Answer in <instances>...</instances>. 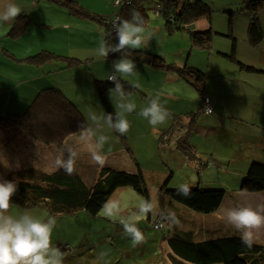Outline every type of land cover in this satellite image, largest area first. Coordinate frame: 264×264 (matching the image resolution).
I'll return each instance as SVG.
<instances>
[{
  "label": "rangeland",
  "instance_id": "1",
  "mask_svg": "<svg viewBox=\"0 0 264 264\" xmlns=\"http://www.w3.org/2000/svg\"><path fill=\"white\" fill-rule=\"evenodd\" d=\"M100 1L103 3L102 6L96 5L89 8L78 4L91 13H97L96 11L104 13L101 16L106 19H112L114 14L116 16L121 6L113 2L109 4L106 0ZM234 1L203 0L210 5L212 10L210 25L214 33L212 45L208 49H199L192 43L188 28L168 32L164 27L165 20L155 18L153 11L148 12L149 21L145 25V36H151L148 47L153 53L165 56L167 63L186 65L204 72L207 76V88H211L213 92L224 89L226 94L230 95L221 100L224 104L220 112L221 117H227V122L224 123L222 130L216 126L217 122H212L207 127L200 124L203 121L210 123L217 116L201 115L197 118L200 123L194 127V130L185 133L186 122L189 120L188 114L194 111L191 108L194 107L192 99L197 98L196 92L188 88L182 80H170V77L165 75L166 73L161 74L144 68L137 69L135 76L127 77L133 79L131 83L137 87V91L130 95V99L137 105L136 110L126 114V118L131 124L129 132L120 135L107 128L106 125L103 127V134L109 137V142L105 144L103 153L109 158L103 166H99L98 170L93 167L94 162L87 164L80 158L76 161V174L87 187L94 183L100 169L113 166L127 172H135V163L137 162L143 172L148 198L150 194L155 196L161 209H171L176 213L182 228H197V233L204 221H212L217 224L219 221L212 219L209 215L189 210L165 197V193L161 190L162 187L166 190H176L178 185L186 183L191 188L199 182V186L203 188L224 190L226 201L222 205L220 214L222 217L223 210L227 208L239 205L253 207L264 205V192L237 195L243 175L251 161L258 160L264 163V108L261 107V100L264 97V64L260 65V61L264 62V39L257 48H252L245 42L247 14L236 13V8L232 4H237L240 1L236 3ZM47 2L46 7L51 11L52 9L61 12L68 10L55 3L54 0H47ZM42 6L45 7V4ZM94 9L95 11H93ZM229 12H232V15H229ZM68 14L53 13V15H48L46 23L49 27L44 29L47 32V40L43 43L53 50L61 51L60 55L75 57L86 64L87 62L84 63L85 57L90 54L96 57L97 46L90 45L94 44V41L99 44L103 40V28L92 19H81L70 11ZM231 17L233 19L231 27L234 28L233 36L236 39V60L228 57L231 55V40L224 36L228 33ZM260 19L264 31V9L260 14ZM34 41L31 33L17 42L15 48H11V50L23 54L27 49L32 48L30 45ZM4 46L5 43L0 42V114L8 112L7 109L11 102L9 94H14L9 91V88L12 86L16 88L18 85L16 79H23L30 68L25 67L31 66L26 60L15 61L9 56L11 59L5 57L7 55L3 56L2 47ZM61 60V62H53L56 66L54 72L50 70V73H46L37 81H32L31 87L37 84V93L43 89L45 83H49L46 80L55 81L57 89L77 107L89 126L94 128L95 124L89 120V114L94 112L99 116L107 113L95 88L90 70L87 65L83 64L79 67H69L67 59ZM96 62L95 64H98ZM100 62L103 64V61ZM91 63L89 62V64ZM240 64L251 65L256 69V72L248 71ZM223 81H225L224 84L221 83ZM143 92L145 96H143ZM157 93L170 115L165 123L153 127L139 115V112L146 106L149 94L154 96ZM238 93L242 94V97ZM106 96L110 112L114 116L115 105L119 98L115 92L110 93V91L106 93ZM232 96L238 97L240 103H237ZM181 109L184 110L182 115L180 114ZM173 124V129L165 134L164 130L169 129ZM225 125H229L231 128H226ZM251 135L258 138H253ZM178 138L181 139L178 140ZM0 139L5 141L9 139L15 149L20 147L18 150L11 146L8 147L9 153L2 151L0 156L7 158H1V160L7 161L8 167L14 166L17 169L32 167L46 174L54 173L59 169L56 165L50 166L48 163L52 160L51 156L60 154L59 151L52 147L42 146L25 132L17 129L16 126H0ZM24 142L28 143V148L23 144ZM81 144L79 142L75 148H84ZM126 145H129V151L126 149ZM179 146L180 148H178ZM187 148H191L190 152L193 155L185 152ZM232 155L236 160L231 157ZM242 155H245L246 158L240 160ZM45 156L47 161H45ZM55 160L53 159L54 163ZM207 162L209 164L206 167L201 165ZM4 170L0 164V175L6 176L7 172H2ZM142 198L147 199L126 187L116 190L109 200L118 201L121 215L127 217L130 212L135 210ZM25 211L40 219H46L51 215L44 205H39L31 210H24L12 205L9 210L12 215H19ZM51 216L57 219V225L52 234V243L62 252L63 264H105V262L106 264H173L167 245V235L174 232L172 226L170 227L165 221H163V227L160 230L153 229V225L158 227L159 217L153 218V225L147 221V218L139 219L137 226L145 236V243L133 246L131 238L123 235V227L119 220L110 219L101 211L97 217H90L84 211L73 215ZM222 222L224 231L220 230V235L223 233L226 235L227 231H233V234L240 235L233 227H227L225 219ZM199 235H204V233L200 232ZM254 243L264 245V230L256 235ZM102 252L107 255L103 260H100L98 258Z\"/></svg>",
  "mask_w": 264,
  "mask_h": 264
},
{
  "label": "trees",
  "instance_id": "2",
  "mask_svg": "<svg viewBox=\"0 0 264 264\" xmlns=\"http://www.w3.org/2000/svg\"><path fill=\"white\" fill-rule=\"evenodd\" d=\"M54 2L68 9L67 11H70L76 17L81 19L89 18L100 24L103 28L104 40L110 44L118 42L115 37L113 22L131 19V13L135 10L144 18L145 25L149 21L148 12L153 11L155 18L165 20L164 27L168 32L181 31L188 28L189 37L196 47L208 49L212 45L214 33L210 25L212 10L210 5L203 2V0H119L118 6L121 7L112 19H106V17L91 13L73 0H54ZM232 5L235 6L236 13H246L248 16L245 42L252 48L259 47L264 39V31L260 19V14L264 9V0H243ZM157 7L161 8L158 14H156ZM229 15H232V12H229ZM199 20H206L208 27L204 30H191L189 27ZM28 22L29 19L26 15H19L12 24L7 36L13 40L18 39L25 33V26ZM232 22L231 17L228 33L224 36L231 40V55L228 57L236 60V39L233 36L234 28L231 27ZM127 55L134 60L136 67H139L140 70L144 68L161 74L166 73L165 75H168L170 80H182L188 88L196 92L197 98L192 99L194 107L191 108L194 111L188 114L189 120L186 117L188 121L186 122L185 133L194 130V127L200 123L197 118L201 115L217 116L210 123L203 121L200 124L207 127L212 122H217L216 126L222 130L224 123L227 122V117H221L222 114L220 112L222 106H224L221 100L223 97L230 95H227L224 89H218L219 91L213 92L211 88H207V76L204 72L186 65L167 63L165 56L157 55L150 49L129 50ZM120 57V53H110L108 55V59L112 62L120 59ZM61 59H67L69 67H78L82 63L75 58L57 55L48 51H42L24 60L35 65H42L53 62L52 60L61 62ZM260 62V65L264 64L262 61ZM240 65L248 71L256 72V69L251 65ZM121 82L126 93L131 95L137 91V87L131 82L123 79H121ZM224 82L221 83L224 84ZM94 85L101 98L103 108L107 114H111L106 100V93L114 88V83L105 79L95 80ZM212 94L213 97L211 98ZM238 95L242 97V94L238 93ZM143 96H145L144 92ZM232 97L237 103H240L238 97ZM262 106L264 108V97L261 100ZM206 109H211V112L206 111ZM182 111L184 110L181 109V115L184 114ZM86 121L77 107L59 89L52 87L40 89L33 99L30 100L22 114H13V112L4 115L0 114V126L14 125L34 141L60 152L65 149V141L70 136L81 132V124L85 127L89 126ZM173 126L174 124L169 129L164 130V133L170 132ZM225 127L231 128L229 125H225ZM251 137L258 138L255 135H251ZM1 142L2 140L0 139V145H2ZM128 146L126 145V149L129 151ZM190 151H192L191 148L185 150L186 153L191 155ZM231 157L236 160L234 155ZM245 158V155H242L240 160ZM208 164L209 162L201 165L206 167ZM243 176L238 190L239 193L258 194L264 192L263 162L252 160ZM3 180L17 182V192L11 199L13 206L31 210L39 205H44L51 215H73L79 211H84L90 217H97L111 195L116 190L126 187L133 189L148 199V192L144 186L143 172L137 162L135 163V172H127L114 167L100 169L94 183L88 187L76 174V170L69 175L63 168H59L54 173L46 174L30 167L15 171L10 174V177ZM161 190L165 193V197L172 201L196 213L205 215L215 213L221 206L225 196L224 190L203 188L199 186V182L195 186H191L188 196L180 195L177 189L166 190L162 187ZM147 221L153 225L151 214L148 215ZM162 223L163 220L160 219L158 227L153 225V229L160 230L163 227ZM207 228L208 233L200 231L199 228L197 233V228L187 227L184 229L172 226L174 233L167 235V245L173 264H264V245L253 243L251 247H247L241 242L240 235L233 234V231H227L226 235L225 233L220 235L224 230L220 232V228H214V226L210 225ZM200 232L204 233V235H199Z\"/></svg>",
  "mask_w": 264,
  "mask_h": 264
},
{
  "label": "clouds",
  "instance_id": "3",
  "mask_svg": "<svg viewBox=\"0 0 264 264\" xmlns=\"http://www.w3.org/2000/svg\"><path fill=\"white\" fill-rule=\"evenodd\" d=\"M21 12V7L14 0H0V23L14 22ZM113 28L118 42L110 44L106 40H101L95 50V56L106 59L110 53L121 54L120 59L113 62V70L107 78L114 83L111 91L119 98L115 105V115L109 113L98 116L91 112L88 118L95 127L80 125V139L84 142L92 162L100 166L106 162L107 157L103 149L109 142V137L102 132L103 127L106 125L120 135H125L131 127L126 114L134 112L137 107L130 99V94L126 93L120 79L137 74L136 64L128 57L127 52L146 48L151 39V36H145L144 18L135 10L131 13V19L113 22ZM206 111L211 112V109ZM139 115L155 127L165 123L170 113L157 93L154 96L149 94L146 106L141 109ZM79 155L78 148L67 146L61 150L55 164L71 175L75 171ZM16 192V181L0 180V264H63L62 252L52 243V234L57 225L56 217L49 215L46 219H40L27 211L19 215L10 214L11 199ZM177 192L188 196L190 187L186 183L180 184L177 186ZM101 212L110 219L119 220L123 227V235L131 238L133 246L145 243V236L137 224L140 218H147L149 214L153 218L160 217L170 227H182L176 213L171 209H161L158 200L152 194L148 199L142 198L127 217L121 215L119 202L115 200L107 201ZM223 217L228 225L240 233L241 242L247 247H251L256 235L264 230V205L256 207L239 205L227 208L223 210ZM106 255L102 252L98 259L103 260Z\"/></svg>",
  "mask_w": 264,
  "mask_h": 264
},
{
  "label": "crops",
  "instance_id": "4",
  "mask_svg": "<svg viewBox=\"0 0 264 264\" xmlns=\"http://www.w3.org/2000/svg\"><path fill=\"white\" fill-rule=\"evenodd\" d=\"M73 1H75V0H73ZM76 1L78 3H80L81 5L87 7V8H89L90 6L95 7L96 5L102 6V4H103L100 0H76ZM106 1H107V3L110 4L112 2L114 3L115 0H106ZM239 1L241 2L243 0H235L234 2L236 3ZM14 2L19 7H21V9H22V12L20 13V15L24 14L26 16H29L30 21H29V25H28L26 32L21 37H19L18 39H15V40H12L7 36V33L9 32V30H10V28L14 22H12V23H0V42L5 43V46L2 47V55L4 54L3 56L7 55V56H5L7 58L11 57L15 61L16 60L20 61L21 59L24 60L25 58L30 57V56H34V55H36L42 51H48V52H51L54 54L59 53L57 55L62 54L61 51L53 50L47 44L45 45V43H43L44 41L47 40V34H46L47 32L44 29L49 27V26H47V23H46L48 15H51V14L53 15V13L54 14L58 13L59 15H66V14L69 15L68 12L63 10L65 12L64 13V12L58 11L56 9H52V11H51L50 8L46 7V4L48 3L47 0H14ZM42 4H45V7H43ZM93 11H95V9ZM96 12L97 13H95V12L94 13L98 14L100 16H101V14H104V13H101L98 11H96ZM68 21L71 22L72 20H68ZM200 21L201 20L197 21L196 23L191 25L189 28L191 30L206 29L208 26L207 21L206 20H203V22H200ZM245 22H247V19H245ZM102 31H103V29H102ZM31 33L33 35V38L35 39V41L30 45V47H32V48L27 49L26 52L23 54H18V53L12 52L11 48H15V45L17 42H20L23 37L31 35ZM103 40H104V37H103ZM98 45L99 44L94 41V44H91L90 46H97L98 47ZM146 49L149 50V47L147 46ZM25 55H26V57H25ZM11 58H9V59H11ZM70 58H75V57H70ZM85 58L86 59L84 60V63L85 62H87V63L86 64L81 63L79 66H81L82 64L85 66L87 65L88 69L90 70L89 72H90L92 78L94 79V81L95 80H105L111 74V72L113 70L112 69L113 62L111 60H109L108 57L106 59L105 58H96V57H94V55L90 54L89 56H87ZM75 59H77V58H75ZM77 60H80V59H77ZM95 61H97L96 63H98V64H95ZM100 61H103L102 62L103 64H101ZM57 62H59V61H57ZM89 62H92V63L89 64ZM29 63L31 64V66L25 67V68H28V67H30V68H28L23 79H18V78L16 79V81L18 82L17 87L15 88L14 86H12L11 88H9V91L11 93H14V94L13 95L9 94V99L11 100V102H10V105L7 109L8 112L6 114L12 113V112H13V114H22L24 112L26 106L30 103V102L28 103V101H30L31 98L33 97L34 93H36V86H38L37 84H35L34 87H31V82L37 81L38 78L43 77L46 73H50L51 72L50 70H53V72L56 70V66H55V64H53V62H49V63L42 64V65H35L32 62H29ZM262 63H264V62H262ZM30 64H27V65H30ZM45 65H48V66H45ZM44 66H45V68H43ZM137 69L140 70L139 67H136V70ZM120 79H123L125 81H129V82H133V79L131 80V79H128L127 77H121ZM46 81L49 83L44 84L45 88H50V87L57 88L56 87L57 83L55 81H52V80H46ZM46 86H49V87H46ZM63 90H65V87H63ZM106 100H107V96H106ZM107 103H108V100H107ZM11 110H12V112H10ZM202 128H204V127H202ZM155 130L157 131L158 129H155ZM80 133L75 134L73 136H70L65 141V148L67 146L76 147L79 145V142H81L82 143L81 145H83L84 148L79 149V151H80L79 158L83 159V162H86L87 164H91V162H92L91 156H90L89 152L87 151L86 146L84 145V142L81 141V139H80ZM5 142L10 143L9 139H8V141L2 140L1 143L3 144ZM23 144H25L26 147L28 148V145H27L28 143L24 142ZM18 145H21V144H18ZM3 150H4V148L2 147V145H0V153H2ZM59 153H60V151H59ZM1 158H3V157L0 156L1 168L5 169L2 172L8 171L10 169L8 167L9 164L7 163V161L1 160ZM56 158H57V156H51L52 163H50L51 161L48 162L50 166L56 165L53 162V159H56ZM108 158L109 157H107V159ZM45 159H46L45 161H47L46 156H45ZM6 164H8V165H6ZM99 166L100 165H97V164L93 165V167H96V170H98ZM28 168H30V167H27V168L22 167V169H28ZM18 170H20V169H18ZM75 170H77V169H75ZM0 176H4V175H0ZM237 195H242V194L239 193ZM225 201L226 200L224 198L221 206L219 207V209L215 213L208 214L212 219H217L219 221V224L212 222V221L207 222V221L203 220L204 223H203V226L201 228H199L200 231H204V233H208L207 227H209V225L214 226V228H220L221 231L224 230V223L222 222L224 218L220 214H221V209L223 207L222 205H224ZM227 227H230V225L227 224Z\"/></svg>",
  "mask_w": 264,
  "mask_h": 264
},
{
  "label": "bare ground",
  "instance_id": "5",
  "mask_svg": "<svg viewBox=\"0 0 264 264\" xmlns=\"http://www.w3.org/2000/svg\"><path fill=\"white\" fill-rule=\"evenodd\" d=\"M114 4H116V5H118L119 4V2H115ZM160 7H157L156 8V14H158L159 13V11H160ZM22 15H24V14H22ZM25 16V15H24ZM27 18L29 19V21H30V18H29V16H27ZM248 17L246 16V18L245 19H247ZM232 21H233V19H232ZM28 25H29V22L26 24V26H25V32H26V30H27V28H28ZM53 62H55L54 60H52ZM42 145V144H41ZM12 147V146H14V145H12L11 143H8V142H5V143H3L2 144V147L4 148V151L5 152H7V153H9L10 152V150H9V148L8 147ZM43 146V145H42ZM12 148H14L15 149V147H12ZM18 148H20V147H18ZM18 148L17 149H15V150H18ZM14 151V150H13ZM0 154H2V153H0ZM4 159H6L7 157H3ZM18 167V166H17ZM10 169L8 170V171H6L7 173L5 174L6 176H4V177H0V179H6L7 177H10V174L11 173H13V172H15V171H18V169L15 167L14 168V166H11V167H9Z\"/></svg>",
  "mask_w": 264,
  "mask_h": 264
}]
</instances>
